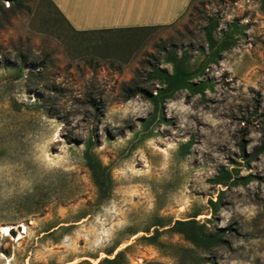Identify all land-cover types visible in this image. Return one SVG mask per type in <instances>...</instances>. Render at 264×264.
<instances>
[{
    "label": "rangeland",
    "instance_id": "374dc122",
    "mask_svg": "<svg viewBox=\"0 0 264 264\" xmlns=\"http://www.w3.org/2000/svg\"><path fill=\"white\" fill-rule=\"evenodd\" d=\"M72 27L49 0H0V264H264V1ZM194 219L222 243L185 241Z\"/></svg>",
    "mask_w": 264,
    "mask_h": 264
},
{
    "label": "crops",
    "instance_id": "0c3cea01",
    "mask_svg": "<svg viewBox=\"0 0 264 264\" xmlns=\"http://www.w3.org/2000/svg\"><path fill=\"white\" fill-rule=\"evenodd\" d=\"M71 27L78 31L170 27L198 0H51ZM83 17V25L78 27ZM75 30V31H76Z\"/></svg>",
    "mask_w": 264,
    "mask_h": 264
},
{
    "label": "trees",
    "instance_id": "16d2710c",
    "mask_svg": "<svg viewBox=\"0 0 264 264\" xmlns=\"http://www.w3.org/2000/svg\"><path fill=\"white\" fill-rule=\"evenodd\" d=\"M51 4L55 7V5L52 3L51 0H49ZM264 1V0H263ZM194 1L192 5L195 3ZM56 10L61 14V12L55 7ZM61 16L65 19V17L61 14ZM66 20V19H65ZM66 22L69 24V22L66 20ZM71 27V25L69 24ZM158 28V27H157ZM160 28V27H159ZM147 29H153V28H138V29H128V30H97V31H87V32H78V33H90V34H109V33H124V32H137V31H143ZM159 73L162 75V78L170 79L171 77L167 74H164L160 68L157 69V71H152V73ZM166 85V91L172 92L181 89V85H176L173 88L174 84H170L165 81ZM132 98V97H131ZM262 151L264 152V143L262 146ZM84 160L86 164V168L90 172L91 180L93 182V185L97 191V201H103L108 194L110 193V185H111V179L108 173L107 168H105L98 158V156L92 151L91 148H87L84 154ZM213 206H216V203H212ZM197 217H195L196 219ZM190 220L185 222H179L177 225H180L185 228L184 231H178L176 229V226L173 228L177 230L179 234H181L185 241H187L189 244L193 245L196 248L202 249L204 252L210 251L212 247L218 246L222 243V238L220 234H211L207 231V227L203 225H199L196 220ZM13 234V231L11 232ZM122 253H119L116 258L113 261H102L100 264L104 263H112L118 261L122 257Z\"/></svg>",
    "mask_w": 264,
    "mask_h": 264
},
{
    "label": "bare ground",
    "instance_id": "6f19581e",
    "mask_svg": "<svg viewBox=\"0 0 264 264\" xmlns=\"http://www.w3.org/2000/svg\"><path fill=\"white\" fill-rule=\"evenodd\" d=\"M24 228V233H26L27 232V229H26V227H23ZM11 230V228L10 227H4V228H2V233L3 234H7V232H9ZM24 233H22V234H20V236H19V240H21L23 237V234Z\"/></svg>",
    "mask_w": 264,
    "mask_h": 264
}]
</instances>
